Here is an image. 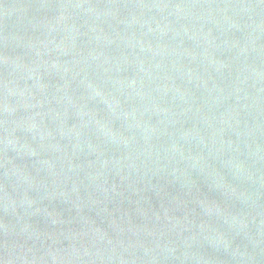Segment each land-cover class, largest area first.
Instances as JSON below:
<instances>
[{"label": "water", "instance_id": "obj_1", "mask_svg": "<svg viewBox=\"0 0 264 264\" xmlns=\"http://www.w3.org/2000/svg\"><path fill=\"white\" fill-rule=\"evenodd\" d=\"M0 264H264V0H0Z\"/></svg>", "mask_w": 264, "mask_h": 264}]
</instances>
